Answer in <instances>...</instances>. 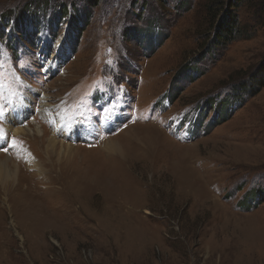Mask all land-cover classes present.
<instances>
[{
	"label": "rangeland",
	"instance_id": "obj_1",
	"mask_svg": "<svg viewBox=\"0 0 264 264\" xmlns=\"http://www.w3.org/2000/svg\"><path fill=\"white\" fill-rule=\"evenodd\" d=\"M0 156V264H264V0H0Z\"/></svg>",
	"mask_w": 264,
	"mask_h": 264
},
{
	"label": "bare ground",
	"instance_id": "obj_2",
	"mask_svg": "<svg viewBox=\"0 0 264 264\" xmlns=\"http://www.w3.org/2000/svg\"><path fill=\"white\" fill-rule=\"evenodd\" d=\"M20 107L18 108V110H19V115L17 116V117H15V120L16 121H18V123H14V120H13V117L14 116H10L9 118H7V120H6V124H5V128L7 129V130H13L14 129V132L13 133H15V134H20L21 135V133H23V134H31V135H33L34 137H36V135H37V137H40L41 139H44L45 137H46V133H47V131L45 130V129H43V128H35V130H33L32 128H28V129H15L17 126H18V124H19V122H20V119L22 118V117H25L26 118V116H27V112H28V108H26L27 107V103H28V101H27V99L25 98V97H22V99H20ZM42 105H43V107H41V110H40V113L42 114V115H44V117L43 118H45V117H48V116H50V114H51V110H50V107H49V102H48V100L45 98V99H43L42 100ZM31 107V106H30ZM41 117V118H42ZM61 116H59L58 117V119H55V124H54V132L56 133H54L55 135L54 136H52V138H50L49 139V146L51 147V148H53L52 150H54V149H57L58 148V146H59V148H60V151H67V153H70V152H72L73 151V148H71L72 146H70V145H68V146H65V145H63V144H59L58 143V141L56 140V135H59V134H57L58 133V130L60 129V125L62 124V118H60ZM52 119V118H51ZM36 125H37V123H36ZM20 126V125H19ZM18 126V127H19ZM79 126L77 125H75L74 126V130L75 129H77V131H78V129H81V127L80 128H78ZM73 128V127H72ZM76 131V130H75ZM122 134H127V133H122ZM121 134V135H122ZM130 134L131 133H129L128 132V134L126 135L127 137L128 136H130ZM79 135L80 136H85V134L83 133V134H80L79 133ZM133 136V135H132ZM88 138V137H87ZM131 139H132V137H130ZM117 139V138H116ZM93 140H95V139H93ZM92 140V141H93ZM137 141H139V143L138 144H136V146H138V149L140 150V152L141 153H146V150H145V148L142 146V144H144L145 142H146V139H139V140H137ZM48 146V147H49ZM148 146H150L149 144H147V147ZM49 147V148H50ZM121 146H120V144L116 141V140H109V142L108 143H106V145L103 147V148H105V150L106 151H108L109 153H111V152H113V153H118L119 154V156H122V154H124V152H123V150L120 148ZM26 150V149H25ZM49 150V149H48ZM51 150V149H50ZM25 152V151H24ZM50 152V151H49ZM28 153V152H27ZM52 153V152H51ZM141 155H137V157H140ZM141 158V157H140ZM29 160L31 161V164L33 165V167H35L36 169L39 167L38 166V164L37 163H35V162H33L32 161V159H30L29 158ZM8 164H11L10 162H8L7 160H4V158H2L1 156H0V169H3L4 170V173H6V172H9V171H7V165ZM16 173H17V171H15V175H16ZM4 179H2V185H4ZM5 189V188H4Z\"/></svg>",
	"mask_w": 264,
	"mask_h": 264
},
{
	"label": "trees",
	"instance_id": "obj_3",
	"mask_svg": "<svg viewBox=\"0 0 264 264\" xmlns=\"http://www.w3.org/2000/svg\"><path fill=\"white\" fill-rule=\"evenodd\" d=\"M49 1H51V0H49ZM93 1V0H92ZM225 2V1H224ZM224 2H223V4L221 5V9L219 10V14L220 13H223L224 12ZM31 3L32 2H30V3H27L24 7H23V9H24V13H25V11L26 12H28L27 10H25V9H28L29 8V6L31 5ZM32 7V6H31ZM35 7H36V5H35ZM19 7H15V10L14 11H16V10H20V9H18ZM38 8L40 9V8H42V5H40V6H38ZM65 10V7H61L60 8V11H64ZM63 13V12H62ZM228 12H226V14H227ZM225 14V15H226ZM5 14H3L2 15V18L1 19H3ZM15 14H13L11 17H13ZM10 17V18H11ZM15 17V16H14ZM18 17V16H17ZM15 18V19H17V23H19V21H18V18ZM10 18H8V17H5V19L6 20H10ZM21 20V19H20ZM225 21H226V23H225ZM221 23H219L218 24V26H219V34H218V37H220V39H223V38H226V39H228V41H230V40H234V37H235V35L239 32L238 31V28H237V24L233 21V20H225V19H222V21H220ZM230 22V23H229ZM21 26V24H19V27ZM218 29V28H217Z\"/></svg>",
	"mask_w": 264,
	"mask_h": 264
}]
</instances>
